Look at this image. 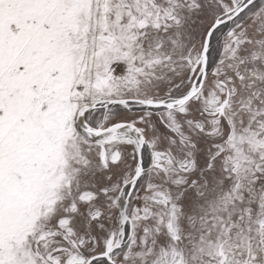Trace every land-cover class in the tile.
<instances>
[{
  "label": "snow or ice",
  "instance_id": "6c2138e0",
  "mask_svg": "<svg viewBox=\"0 0 264 264\" xmlns=\"http://www.w3.org/2000/svg\"><path fill=\"white\" fill-rule=\"evenodd\" d=\"M0 264H264V0H0Z\"/></svg>",
  "mask_w": 264,
  "mask_h": 264
}]
</instances>
